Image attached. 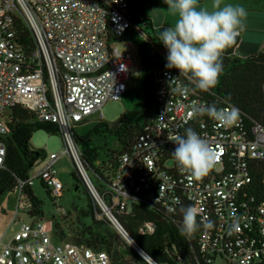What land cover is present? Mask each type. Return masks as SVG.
<instances>
[{
  "label": "built area",
  "instance_id": "obj_1",
  "mask_svg": "<svg viewBox=\"0 0 264 264\" xmlns=\"http://www.w3.org/2000/svg\"><path fill=\"white\" fill-rule=\"evenodd\" d=\"M130 0H0V172L5 169L10 134L7 115L22 107L40 122L59 127L66 149L36 164L33 177L19 180L16 212L31 207L26 194L41 180L60 199L64 184L56 164L70 155L76 170L100 211L137 253L138 264H160L136 243L120 218L135 206L157 207L166 214L195 206L201 226L196 264H264V180L254 175L264 164V125L249 121L229 103H212L194 90L187 98L175 93L172 78L177 69L154 74L158 109L152 125L119 159L115 176L104 191L98 190L82 162L75 127L101 114L109 101H119L128 91L135 62L114 43L128 39L136 29ZM178 83L194 87L180 75ZM235 107L240 118L221 126L207 115L189 116L192 106ZM191 128L215 150V160L203 176L182 171L172 152L175 135ZM35 167V168H36ZM178 201V202H177ZM173 209V211H170ZM67 212H65L66 214ZM211 220L212 229L200 223ZM155 222H145L139 235H154ZM0 264H114L112 255L61 239L53 221L34 219L21 224L7 242L0 240ZM168 251V247H167ZM129 264L132 262L127 259ZM140 261V262H139ZM175 264H187L177 255Z\"/></svg>",
  "mask_w": 264,
  "mask_h": 264
},
{
  "label": "trees",
  "instance_id": "obj_2",
  "mask_svg": "<svg viewBox=\"0 0 264 264\" xmlns=\"http://www.w3.org/2000/svg\"><path fill=\"white\" fill-rule=\"evenodd\" d=\"M149 1L130 0L135 23L143 22L139 18V11ZM239 44L240 39L237 38L236 42L224 51L223 71L215 88L209 92L196 90L212 103L224 102L238 107L246 114L250 123L258 122L264 125V52L241 58L236 56ZM166 63L167 60L162 58L147 62L144 70L147 98L142 110L123 115L113 124L101 122L82 136L75 132L76 143L82 152V162L98 190L104 191L111 184L121 156L135 144L145 128L155 121L158 99L154 74L160 69H169L166 68ZM7 121L10 134L5 140L7 157L5 169L0 172V197L7 192H14L18 181L29 179L36 164L47 158L44 150L32 147L31 141L36 132L44 131L49 135L62 136L59 127L40 122L35 113L22 107L12 108L7 115ZM111 137L117 139L120 149H109L102 156L100 143H106ZM259 165L261 168L254 175L258 186L264 180V164ZM78 175L73 173L75 181L80 183L82 180ZM43 186L51 197V191ZM26 194L31 205L28 216L33 220H47L43 212V203L34 194L33 188H28ZM87 194L88 208L87 211H81L80 215L83 218H91V224L86 225L80 221L79 227L70 234V229H65L58 223L56 217H52L50 221H53L55 235L61 239L71 238L70 240L77 244L87 245L96 250H105L112 255L114 264H129L127 256L140 259L107 219L97 217L100 211L94 205L88 190ZM182 218V212L169 215L157 207L137 205L128 215L122 216L120 221L141 249L158 263L175 264L177 255H180L187 264H196L199 258L198 241L201 226L189 239L180 234ZM145 222L157 224L154 235H139L138 230Z\"/></svg>",
  "mask_w": 264,
  "mask_h": 264
},
{
  "label": "clouds",
  "instance_id": "obj_3",
  "mask_svg": "<svg viewBox=\"0 0 264 264\" xmlns=\"http://www.w3.org/2000/svg\"><path fill=\"white\" fill-rule=\"evenodd\" d=\"M164 3L167 11L177 17L174 26L163 28L158 37L167 49L166 68L179 70L194 85L178 83L179 75L170 80L176 83L173 91L185 98L196 89L209 92L218 84L223 71L224 51L245 29L246 9L241 5L223 4V0H212L211 10L207 6L198 7L199 0H164ZM197 115H207L221 126H230L240 118L237 108H218L215 104L192 106L189 116ZM171 141L176 145L172 156L182 171L195 179L206 174L216 152L205 139L188 128L184 136L175 135ZM181 212L180 234L191 239L200 226L198 209L188 206L181 208ZM200 223L205 229L214 227L211 220Z\"/></svg>",
  "mask_w": 264,
  "mask_h": 264
},
{
  "label": "rangeland",
  "instance_id": "obj_4",
  "mask_svg": "<svg viewBox=\"0 0 264 264\" xmlns=\"http://www.w3.org/2000/svg\"><path fill=\"white\" fill-rule=\"evenodd\" d=\"M211 4L212 0H199L198 7L207 6L211 10ZM139 16L143 22L136 24V29L128 39L114 43L120 51L128 52L134 58L135 66L129 76L127 93L119 101H109L104 105L101 111L103 118L100 115H95L90 118L89 122L77 125L75 132L78 136L85 135L101 122L113 124L121 116L140 111L144 108L147 98L144 70L148 61L156 58L166 60L167 49L159 41V33L163 28L174 25L177 17L167 11V5L164 3V0H150L140 9ZM251 16L254 31L250 33V36H252L254 43L261 44L264 39V13L254 12ZM152 22L155 26H152ZM31 144L34 149L44 150L48 159L52 154L58 155L66 149L65 141L61 135L53 136L44 131L36 132L33 135ZM100 147L102 156L109 149H120V145L115 137L109 138L106 143H100ZM42 166L41 164L34 168L30 176L33 177ZM56 169L60 180L64 184V191L60 199L55 198L52 194L50 197L41 180L35 181L33 191L43 203V212L47 220L56 217L59 224L67 230L70 229L71 234L73 230L79 227L80 221L86 225L91 224V218H83L80 215L81 211H87L89 196L83 183L76 182L73 177V173L77 175L78 173L70 155L61 158L56 164ZM16 204L17 194L15 192L10 191L0 197V240L3 238L5 242L9 240L14 231L19 230L21 224L30 223L33 220L25 211H19L18 221L13 225L14 229L12 230L10 224L15 216ZM65 212L67 213L65 214ZM126 258L132 264H138L133 258L128 256ZM140 263L144 264L143 262ZM217 264L224 263L219 260Z\"/></svg>",
  "mask_w": 264,
  "mask_h": 264
},
{
  "label": "crops",
  "instance_id": "obj_5",
  "mask_svg": "<svg viewBox=\"0 0 264 264\" xmlns=\"http://www.w3.org/2000/svg\"><path fill=\"white\" fill-rule=\"evenodd\" d=\"M253 2V3H252ZM223 4H232V5H241L243 6L247 13L249 14L244 23H245V29L238 37L240 39V44L238 48L236 49V56L241 58H246L252 55H255L258 52H264V39L261 44L254 43L252 36H250V33H253L254 29L251 23L252 16L254 12H261L264 13V2L262 0H223ZM222 4V6H223ZM141 19V17L139 16ZM142 20V19H141ZM248 20V21H247ZM143 21V20H142ZM154 23L152 22V26ZM174 26V25H171ZM168 26V27H171ZM127 40V39H124Z\"/></svg>",
  "mask_w": 264,
  "mask_h": 264
}]
</instances>
